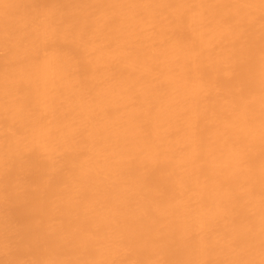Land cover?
Here are the masks:
<instances>
[{"label":"bare ground","instance_id":"obj_1","mask_svg":"<svg viewBox=\"0 0 264 264\" xmlns=\"http://www.w3.org/2000/svg\"><path fill=\"white\" fill-rule=\"evenodd\" d=\"M0 264H264V0H0Z\"/></svg>","mask_w":264,"mask_h":264},{"label":"rangeland","instance_id":"obj_2","mask_svg":"<svg viewBox=\"0 0 264 264\" xmlns=\"http://www.w3.org/2000/svg\"><path fill=\"white\" fill-rule=\"evenodd\" d=\"M16 213V212H15ZM15 213H14V216H15ZM16 214H19V213H16ZM20 214H22V213H20ZM14 216H13V218H14ZM18 216V215H17ZM24 218H26L25 216H24V214H22V216H18V217H16V219L15 220H17V221H19V222H21V220L23 221L24 220Z\"/></svg>","mask_w":264,"mask_h":264}]
</instances>
